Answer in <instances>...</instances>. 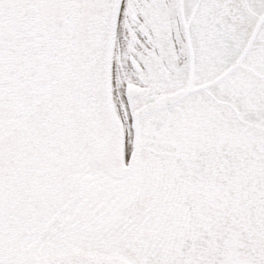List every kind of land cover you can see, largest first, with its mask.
<instances>
[{"label":"snow or ice","instance_id":"1","mask_svg":"<svg viewBox=\"0 0 264 264\" xmlns=\"http://www.w3.org/2000/svg\"><path fill=\"white\" fill-rule=\"evenodd\" d=\"M0 264H264V0H0Z\"/></svg>","mask_w":264,"mask_h":264}]
</instances>
